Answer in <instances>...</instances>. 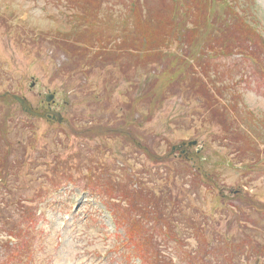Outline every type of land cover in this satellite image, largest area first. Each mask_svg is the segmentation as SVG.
Segmentation results:
<instances>
[{
  "label": "rangeland",
  "instance_id": "rangeland-1",
  "mask_svg": "<svg viewBox=\"0 0 264 264\" xmlns=\"http://www.w3.org/2000/svg\"><path fill=\"white\" fill-rule=\"evenodd\" d=\"M130 1L86 0L87 12L83 14L77 9H66L68 0H0V91L7 89L19 91L18 93L26 96L40 112L48 110L45 96L53 93L55 95L53 109L60 111L66 121V124L60 125L44 117L30 118L23 112L21 115L14 113L11 117L33 121L27 124L30 127L29 131L21 129L20 125L14 132L6 134L11 140H15V136L20 134L14 146L0 147V264H201L200 258L206 254L207 249L204 234L211 236L210 233L213 231L216 236L224 233V237H234L244 230L242 225L246 223L247 228L241 238L247 247L251 249V244L247 243L248 239L264 243V213L244 207L243 209L229 207L219 212L221 199L217 193L220 192L233 197L236 190L244 193L247 191L257 200L264 201V73L252 60L237 54L241 53L237 49H233L228 55H221L214 61L221 63L223 70L227 69L226 66L232 69V75L225 74V78L233 79L226 85L230 86L231 95L239 100V108H247L250 115L256 117L254 122L256 134L263 135V140L257 145L261 150V160L253 159L252 151H246L244 163H241L242 156L238 153L237 145L231 143L234 135L225 130L217 119H211L206 114L204 99L196 95L190 99L180 96L169 97L162 107L154 112L153 120L145 122L143 127L139 128L145 143H148L147 141L151 144L157 143L156 152L160 157L166 156L169 151L172 152L174 145L197 141L196 145L191 147L186 145L176 150L177 152L172 155L175 157L170 164L172 168L166 163L149 161L142 149L132 147L130 144L125 145L117 136L113 139L103 137L111 145L110 152L113 155L107 157L105 162L113 163L117 180L121 181L118 184L119 192L124 190L122 182L125 183L129 177L122 169L127 166L136 173L137 179L149 186L153 185L149 182L152 180L158 187L157 199L163 203L161 210L153 213V219L146 220L147 211L140 210L144 219L138 215L139 224L134 223L127 227L130 219L126 208L133 204L137 205L140 201L144 202V198L137 196L133 202L129 199L126 205L115 202L111 209L108 205L109 194L93 181L90 170H82L76 165L64 168L59 166V162H55L59 167L52 168L56 156H59L60 160H71L66 155L72 152L71 147H66L67 141L75 143L78 138L74 137L68 125L89 102L88 100L84 101L85 104L78 102V98L84 99L82 91L86 90L84 92L86 96L91 89L93 90L90 87L93 83L100 84L105 77L118 73L121 65L131 61L143 64L146 69L140 71L136 67L132 71L133 75L139 73L137 86L120 77L121 84L115 96L119 98L117 103L124 107L119 108L116 103H112L105 96L100 97V93L93 90L91 100L105 116L104 121L110 115L117 119L106 122L96 120L99 122L98 125L113 122L120 128L118 123L127 119L124 115L126 113H133L134 121L141 119L140 115H148L139 100L134 111L128 110L126 105L131 102L127 95L136 99L141 97L142 88L149 74L153 73L154 65L166 72L172 67L170 63L159 66L158 57H154L151 51L147 50L149 40H145L147 45H143L137 55L131 52L121 55L128 51L127 48L117 50L110 44L109 51L120 57L111 59L113 64L107 65L103 70L93 69L91 74H84L82 70L68 68L69 64L76 63L72 58V51L79 54L83 49L76 51L73 48L74 42L68 40V37L75 31L86 29L80 21H74L73 18L78 16L94 20L99 8V19H105V15L110 13L113 14V18L124 20ZM174 2L140 0L138 9L144 10L145 13L167 11L171 15ZM255 2L259 26L256 29L264 38V0ZM106 6L110 7L108 11L103 10ZM138 23L142 25L141 21ZM30 31L43 32L45 35L37 38L32 36ZM132 32L126 31L128 35ZM228 34L230 32L212 36L219 43L231 40L236 45H250V42H242L236 32L230 34L229 39ZM31 40L36 43H32ZM121 41L119 38L118 42ZM137 58L145 61L135 60ZM65 66L69 73L63 70ZM60 74L65 76L66 82L75 91L79 84L75 93L62 83V78L58 76ZM32 82H35L33 87ZM222 85L223 83H218V86ZM236 104L234 100L232 105ZM9 108L12 107L1 105L0 118ZM217 116L222 117L227 123L231 122V117L225 110L219 111ZM91 120L87 121L88 126H97L95 121ZM73 123L76 124L75 120ZM236 126L241 130L247 128V124L245 127ZM256 134L251 133L252 136ZM185 147L189 148L188 157L191 158H195V154L200 151L197 154L203 161L201 164L206 171L204 174H214L219 190H216L214 185H208L206 179L202 180L200 186L194 185L191 177L186 176L183 168L185 166L188 168V165L180 159L181 150ZM17 155L23 161L22 169L16 178L12 177L10 180L7 170L12 167L9 166L12 157L13 166L17 169L20 167L21 161L17 160ZM38 155H44L40 158V164L43 162L46 164L34 167L36 164L34 159ZM152 164L156 167L152 172H147L145 168L151 167ZM247 165H249L247 169L244 168ZM179 168H181L178 171L179 175L175 177V170ZM53 179L57 180L56 183L52 181ZM114 180L112 178L111 181ZM16 183L25 186L22 194L19 188H13L16 187ZM23 198H26L27 202L23 201L21 205H17L19 199ZM234 201L238 203L237 200ZM114 210L119 211L118 219H114ZM36 211L39 217L34 222L30 212ZM25 215L24 219L22 216ZM243 216L248 217V220H243ZM19 223L22 224L19 229L23 230L24 235L15 237L13 227ZM157 223H172L171 228L174 224L175 227L173 230L154 231L153 235L151 229ZM132 228H135V232H132ZM167 231L171 232L173 240H168L166 235L165 237L162 235ZM134 235L138 238L130 237ZM130 239L132 243L129 246ZM19 241L25 244L24 249L20 251L15 249ZM133 244H136V247ZM214 246L216 253L217 245ZM199 249L201 251H198ZM136 250L140 251L138 255L134 253ZM257 250L259 251V248ZM11 252H15L16 257H12ZM237 263L264 264V257L258 253L249 259H237Z\"/></svg>",
  "mask_w": 264,
  "mask_h": 264
},
{
  "label": "trees",
  "instance_id": "trees-1",
  "mask_svg": "<svg viewBox=\"0 0 264 264\" xmlns=\"http://www.w3.org/2000/svg\"><path fill=\"white\" fill-rule=\"evenodd\" d=\"M131 0L129 2V8L126 10V17L124 20L113 18V14L107 13L105 19H99L97 9L96 16L94 20H89L85 17H74V21H80L81 25L86 28L84 31H75V33L68 40H72L73 48L79 51L83 48L79 54L72 51V58L75 59L76 63L69 64L68 67L71 70L79 69L82 70L84 74H91L94 70H103L107 65H112L111 59H117L120 56H115L109 51V46L111 44L112 48L120 50L122 48H127L128 51L133 55H137L138 51L141 50L143 45H147L145 40H149L147 50H150L154 57H158L159 66L164 63L172 64L169 72L158 68L156 65L152 67L153 73H150L145 86L142 88L143 93L139 99L133 98L130 95L129 105H126L128 110L134 111L135 104L139 102L147 110L148 115H140L141 119L134 121L133 113H126L127 119L124 122H119L116 126L115 123L109 122L105 124H99L98 121H117L113 115H110L106 121H104V115L95 107L92 102V96L94 91H98L100 97H106L112 103H116L119 108L124 107L117 103L119 98L115 96V92L118 89L120 82V77H123L127 82L135 83L138 85V74L133 75V70L137 67L140 71L146 69V67L138 62H128L125 65L120 66V71L111 76L105 77L100 84H94L90 87V92L83 98H78L80 104H85V100L89 102L82 108V111L76 115L75 123L74 120L70 121L68 125L69 130L78 138L75 143H70L67 141L66 147H71L72 152L66 154L71 158L60 160L59 156L54 158L52 162V168L62 166L68 168L71 165H76L82 170H90L93 181L98 187L106 190V194H109L110 202L112 205L115 202H119L120 205L123 203L127 204L129 199L133 200L140 196L144 198V202L140 201L137 205L130 206L126 208L129 214V223L126 224L128 227L130 224L138 223V215L144 219L140 210H146L145 215L147 219H153V213L161 210L162 201L158 200L157 186L150 180L152 186L146 185L144 181L137 179V175L132 171L131 167H128L130 173L128 180L122 185L125 187L123 191L119 192L118 184L121 181L117 180V176L114 173V167L111 163L105 162L107 157L113 154L109 152L110 144L106 142L107 139H113V137H119L125 145L130 144L132 147H137L145 151L147 159L156 162H170V154L164 157L157 155L156 147L157 143L153 144L145 143L144 137L141 136L139 128L143 127L145 122H149L153 119L155 111L162 107V104L166 99L171 96H180L184 98H192L196 95L202 97L205 101L204 107L206 108V114L209 115L211 119H217L219 123L229 131L231 135H234V139L231 141L232 145H237L238 153L241 154V163H244V153L247 151H252L251 157L253 159L258 158L261 160V150L257 147L258 142L263 140V135L257 136L256 130L254 128L255 116H251L250 112L246 109L239 108V100L233 97L230 93V86L226 85L228 80L231 78H225V74H233L230 67L226 66L227 69L223 70L222 65L214 60L219 59L221 55H228L232 53L233 49L239 50L242 54L250 56L257 61V65L260 67L261 71L264 73V38L260 33L257 32L258 27V17L255 0H178L173 4L171 15L167 11L158 12H147L138 9V4L140 0ZM86 0H68L66 3V9H77L80 13L85 14ZM98 7V6H97ZM109 6L103 8L104 11H108ZM71 11V10H70ZM141 21L142 25L138 22ZM23 31V30H22ZM126 31H133L131 34H127ZM136 32V33H134ZM230 32H236L242 42H250V45H236L231 40L222 41L219 43L212 36H220L221 34ZM32 36L40 38L45 35L43 32L30 31ZM230 34L227 35V39L230 38ZM121 38V43L118 39ZM32 43H36L31 40ZM85 45L84 47H81ZM260 46L263 48L261 49ZM235 54V53H234ZM109 60V61H108ZM139 61H145L141 59H135ZM215 67L213 68V65ZM66 66L63 68L64 71L69 73V69ZM214 75V77L212 76ZM62 78V83L67 86L68 90H73L75 93L79 88V84L76 86V91L70 86L63 74L58 75ZM77 76V74L75 75ZM207 79V80H206ZM233 80V79H232ZM223 83L222 86H218V83ZM95 86V87H94ZM237 103L232 105V102ZM225 101V103H222ZM10 105L12 108L0 118V147H11L20 138V134L15 136V140H11L6 134L12 128L13 120L11 116L13 114L21 115L22 111L17 103L8 97H0V108L1 105ZM101 108V105H99ZM221 110H225L228 116L231 117V122L227 123L222 117H218L217 113ZM245 118H244V117ZM95 121L97 126H88L87 121ZM98 120V121H96ZM33 120L21 118L20 123L22 125L21 129L26 131L30 130V127L26 123H32ZM9 123V124H8ZM241 123L247 124V129L241 130L240 127L236 125H241ZM9 125V126H8ZM130 125V126H128ZM241 131V132H240ZM255 133L256 136H252L251 133ZM57 139H59L57 137ZM99 140V143H97ZM14 152V148L12 150ZM44 156V155H43ZM38 155L34 159L35 166L45 165L46 162L40 164V158L43 157ZM17 160H20V167L17 169L13 166L12 157L11 169L7 170L10 180L12 177H17L22 169L23 161L20 156L17 155ZM184 161V160H183ZM186 164L194 167L193 163L185 160ZM198 161V160H196ZM200 161V160H199ZM55 162H59V166L55 165ZM189 163V164H188ZM8 165V164H7ZM249 165L244 166L247 169ZM196 170L192 168H187L185 166L184 171L187 177H191L194 185H201V180L204 178L211 185H214L219 190V185L217 180L213 177L214 174H204L202 165H196ZM169 168H172L171 166ZM147 172H152L154 169L150 167L145 168ZM179 168L175 170V177L179 175ZM245 169V170H246ZM12 176H11V175ZM3 175V174H2ZM41 178V177H39ZM37 178V180L39 179ZM114 178V182H112ZM169 179V178H168ZM56 183V179L52 180ZM8 183V181H5ZM112 184V187H110ZM3 185L4 182H3ZM6 187V185H5ZM25 186L21 183H16V187L22 190ZM4 188V187H3ZM163 188L161 192H163ZM221 199V208L225 211L229 207L234 209L238 208H251L258 210H264V201L258 199L252 195L250 192L242 193L241 190L235 193L233 197H228L223 193H217ZM114 196L116 198H114ZM168 197V192L166 194ZM116 200V201H115ZM128 200V201H127ZM237 200L238 207L235 206V201ZM260 200V201H259ZM262 201V202H261ZM23 202L20 199L18 205ZM125 204V205H126ZM139 210V211H138ZM31 216L34 217L35 213L30 212ZM242 214V210H241ZM115 215L119 218V211L115 210ZM166 213L164 212V218H166ZM26 217L25 216H22ZM21 217V218H22ZM136 217V218H135ZM248 217L243 216V220ZM165 220V219H164ZM248 220V219H247ZM133 221V222H132ZM20 222L22 223L21 219ZM17 224L13 229V233L19 236L24 235L23 230L19 228L23 224ZM172 223L160 224L157 223L152 227V234L154 231L159 230H173L174 226L171 228ZM247 225V223H246ZM242 225L244 230L238 233L234 237H224L221 233L220 236L212 231L209 236L207 233L204 234V241L206 242L207 249L206 254L203 255L200 260L201 264H238L237 259L246 258L249 259L252 255L260 253V256L264 257V243L259 241L247 240V243L251 244V249L247 247L245 242L242 240L241 235L246 231L247 226ZM128 230V228H127ZM129 232V230H128ZM132 232H135V228H132ZM140 232H142L140 230ZM132 239L138 237L136 235L130 236ZM167 237L171 238V232L167 231ZM28 241V240H27ZM253 242V243H252ZM217 245V252H214L215 246ZM18 247L16 250H23L25 244L22 241L17 243ZM259 248V251L257 250ZM198 251H201L199 249ZM12 257H16L15 252L10 253ZM20 258L21 254H20ZM30 259V258H29ZM27 259V260H29ZM4 264V263H3Z\"/></svg>",
  "mask_w": 264,
  "mask_h": 264
},
{
  "label": "water",
  "instance_id": "water-1",
  "mask_svg": "<svg viewBox=\"0 0 264 264\" xmlns=\"http://www.w3.org/2000/svg\"><path fill=\"white\" fill-rule=\"evenodd\" d=\"M52 98H53L52 95H48V97H47V101H51ZM15 99L18 100V101L21 103L23 109H24L26 112H28V113H30V114H32V115H37V116H40V115H41L39 112L34 111V110L29 106V104H28V102H27V100H26L25 98L16 95V96H15ZM51 114H52L54 117H57V119H58L59 122H62V121H63V117H62L61 113H59V112H52V111H51V112H50V115H51ZM43 116H46V114H44ZM193 143H195V142H193ZM191 144H192V143H190V145H191Z\"/></svg>",
  "mask_w": 264,
  "mask_h": 264
}]
</instances>
